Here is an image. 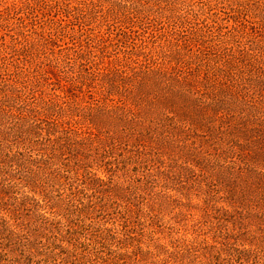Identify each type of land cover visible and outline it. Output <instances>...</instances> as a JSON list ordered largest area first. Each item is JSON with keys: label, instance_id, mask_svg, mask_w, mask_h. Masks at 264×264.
Listing matches in <instances>:
<instances>
[{"label": "rangeland", "instance_id": "1", "mask_svg": "<svg viewBox=\"0 0 264 264\" xmlns=\"http://www.w3.org/2000/svg\"><path fill=\"white\" fill-rule=\"evenodd\" d=\"M22 1L0 0V46L31 42L27 56L0 48V98L26 111L42 95L76 112L77 155L49 141L47 122L0 151L45 161L47 179L61 171L64 184L47 188L72 215L16 211L27 195L43 201L0 163V264H110L102 258L134 251L136 264H264V0H28L32 10L4 20ZM125 31L129 48L117 43ZM17 62L33 83L16 84ZM127 63L165 76L135 83L119 70ZM66 73L91 88L70 86ZM73 223L82 229L69 236ZM99 227L130 246L96 241Z\"/></svg>", "mask_w": 264, "mask_h": 264}, {"label": "trees", "instance_id": "2", "mask_svg": "<svg viewBox=\"0 0 264 264\" xmlns=\"http://www.w3.org/2000/svg\"><path fill=\"white\" fill-rule=\"evenodd\" d=\"M22 6H18L17 3L12 4V10L7 9L6 12V17H3L4 20H8L10 21L11 19H13L14 17L12 16L14 13L15 15L19 12V10H22L23 7H25V9L28 10H32L31 6L28 3V0L26 1H22ZM38 4V3H37ZM87 4L88 6H93L94 4L91 3H84ZM12 11V13H11ZM92 14V11L90 12L89 15ZM125 20V19H124ZM130 20V19H128ZM44 35V34H43ZM133 39L131 37L130 33H126L123 32L120 36V40H117V43H120L121 46H123L124 48H129L130 46L127 45V43L129 42V40ZM31 44V42L27 41V39L24 37L23 40L19 39L18 37H11V43L10 45H5L2 44L0 46V48L4 49V51L2 53H8V50L10 49L13 52H17V53H23L21 54L22 56L26 55V48ZM124 44V45H123ZM82 48H84L83 46H81ZM1 50V49H0ZM133 54V53H132ZM131 54V57H132ZM139 56V55H137ZM27 58V57H26ZM25 57L23 58V60H26L28 62V59H26ZM80 58V57H79ZM118 60V59H117ZM134 60V59H132ZM119 62V61H117ZM151 63H153L154 67L161 65L160 62L158 61H150ZM134 63H138V62H134ZM98 65V64H97ZM97 65L96 69H97ZM141 65V64H140ZM83 66V65H81ZM113 66H120L118 64H115ZM151 66V65H150ZM13 69L11 71H13L15 73V75L17 76L16 79V84H24L26 83L25 80L27 79L28 81H30L31 83H33L34 79H29L30 78V68H23L20 64V62L14 63L13 64ZM144 67L149 69V65H144ZM117 68V67H114ZM122 68H127L126 70L129 71H122ZM113 69V68H112ZM119 69V68H118ZM118 69H115V72H117ZM121 71V74H125L127 78H130V81H134L135 83L138 84H145L147 83L148 79L153 78H159L162 79L163 76H165V72H160L159 70H157L158 72H154L153 69H151L150 73H146L147 71L144 72H139L137 73L136 71H133V67L129 66V63H127V65H123V67H120L119 69ZM174 70V69H173ZM83 72V71H81ZM167 73H168V69H167ZM35 78L38 80L37 76L34 75ZM113 77H118L119 75L114 74ZM63 78L65 80V82H68V84H70V86H75L77 85V83H79V87L82 89L83 86L89 87L91 88V84L92 83H88L86 80H89L88 76H79L77 77V75H73V74H64ZM109 79H111V77H109ZM95 79L93 78V81ZM91 82V81H90ZM109 90V89H108ZM83 92V91H82ZM110 92V91H109ZM34 92L30 91V92H25L23 93L24 97H34ZM9 97V96H8ZM42 100H40V104L38 105H34V107H30L28 110L24 111L23 109H14V107L12 105H8L6 104V102L0 98V141H8L9 139H12L13 141H15L16 143L20 142L21 144H25L26 139H28V136L31 135H35L37 134L36 132L38 130H42V126L41 123L42 122H47L48 125V129H47V135H49V141H51L54 145H58L59 148L63 147V146H67V149L70 150H75V153L77 155V128L72 127L73 125L71 124V121L74 120L73 117H77V113L76 112H72L71 115H65L64 112H66L68 109L66 108H62L59 107L58 105L54 104V103H49V102H45L44 101V96H42ZM126 108V107H125ZM124 108V106L119 107V109L126 110ZM66 109V110H65ZM41 116H44L45 120H43L41 118ZM14 117L17 120V123L14 125H11V123H9V118ZM65 118H68V120H66ZM39 121V122H37ZM122 121V120H121ZM34 122V126L32 125V123ZM62 132L65 136H56V138H54L53 140L50 139L51 136H55V134ZM84 143H81V145H83ZM26 146V145H25ZM26 151V150H25ZM26 153V152H25ZM24 151H17L15 153L12 152L11 149H7V150H2L0 151V163L7 168V170H12L16 167V169H19L20 171L23 172L22 177H18V179L21 181H23L22 185L25 187H28L29 191L33 193V195H38L40 200L43 201L40 203L39 200H35V198H33L34 196L30 197V196H25L23 197L22 200H20L17 203V207H16V211H38V209L40 208H47L51 211V213H55V215L58 216H62L63 218H65L67 215L66 213L71 216L72 213H70L69 211V201H65L64 199H57L55 201V203H51V198L49 196V192H48V182H52L53 185L51 186V188H53L55 185H63L65 182V178H67L66 176H64V174H61V171L59 170H55L57 171V173H52V176L49 177V179H47V176H45V170H44V164L45 161L39 162V164H34L32 162V160H30L29 155L25 154ZM57 159L60 160L61 157L60 156H54L53 159ZM61 165L63 167H66V165L62 164ZM69 171V170H68ZM0 173L3 175L5 174L4 171H0ZM8 173V171H7ZM1 175V176H2ZM8 176L10 178H16V175L14 173H8ZM7 180H5V178L3 179L1 177V185H3L4 183H6ZM98 183H100L99 185L103 186L105 185V182L103 180L98 179L97 181ZM95 188V187H94ZM4 192V191H2ZM107 192H112L114 195L119 196V194L121 193L119 187H113V189H110V191ZM79 217L82 216L83 214V210L79 209ZM71 214V215H70ZM15 215H17V213H15ZM66 215V216H65ZM33 221L36 220V217H32ZM40 218V217H39ZM68 217H66L67 219ZM42 219V223L40 224L39 228L45 230V231H50V226L53 225V222H51L47 217H45L44 215L41 216ZM68 220V219H67ZM57 223V222H56ZM60 223V222H58ZM72 223V222H71ZM4 226V227H3ZM77 226V228H75ZM2 227L5 230H8L7 227H5V223H2ZM2 229V228H1ZM0 229V230H1ZM82 229V227L80 225H75L73 223V225L70 227L69 229V233H71V235L69 236H73L74 233L79 234L80 230ZM110 230V229H109ZM108 229H102L101 227L97 228L96 232L97 234H95V240L98 242H102V243H109L112 246H116L118 247V249H123L126 248L128 246H130V243H123V241L121 238L115 237V235H113V233H111V231H109ZM108 232V233H106ZM110 232V233H109ZM9 233H11V235H14L15 232L13 230H9ZM60 241L63 242L65 241L64 236L62 235V233H60ZM131 238V237H128ZM133 241L137 240L139 241V239H135L134 237ZM139 238V237H138ZM141 241V240H140ZM70 244H72L70 241H67ZM122 244V246H121ZM124 244V245H123ZM139 252V253H138ZM138 252H132V254H128L127 252H118V255H116L115 257H107L106 258H102L103 262H110V264H136L139 260V256H141L140 251ZM97 262H93L92 264H96Z\"/></svg>", "mask_w": 264, "mask_h": 264}]
</instances>
